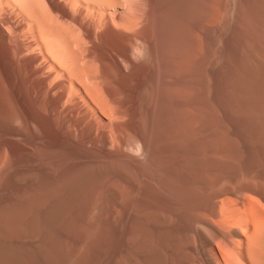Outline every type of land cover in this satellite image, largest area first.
<instances>
[{
    "label": "bare ground",
    "instance_id": "1",
    "mask_svg": "<svg viewBox=\"0 0 264 264\" xmlns=\"http://www.w3.org/2000/svg\"><path fill=\"white\" fill-rule=\"evenodd\" d=\"M92 2L64 102L0 83V264H264V0Z\"/></svg>",
    "mask_w": 264,
    "mask_h": 264
},
{
    "label": "rangeland",
    "instance_id": "2",
    "mask_svg": "<svg viewBox=\"0 0 264 264\" xmlns=\"http://www.w3.org/2000/svg\"><path fill=\"white\" fill-rule=\"evenodd\" d=\"M84 6L85 10L82 5L79 9L78 19H62L60 28L52 29L45 33L44 37L36 32H26L24 23L10 19V25L20 34H0V83L6 88H12L21 100H27L33 96L42 105L46 102L44 106L48 105L53 97L64 102L68 96L67 71L64 68L71 62H69L71 50L76 52V55L73 56L76 58H74V66L77 67L79 64L80 67V53L78 52L83 39L81 21L87 16L94 18V7L86 2H84ZM87 6L89 8H86ZM92 26L91 24V33ZM55 56H57L56 59ZM73 57H71L72 60ZM54 84H63V87L55 90ZM26 91L29 92L26 93ZM46 112L47 110L31 111L32 115L34 113L39 115L33 116L40 122H46ZM3 128L4 126L0 124V130ZM46 131L52 135L55 133L53 136H56V132L50 131L49 127L46 128Z\"/></svg>",
    "mask_w": 264,
    "mask_h": 264
},
{
    "label": "crops",
    "instance_id": "3",
    "mask_svg": "<svg viewBox=\"0 0 264 264\" xmlns=\"http://www.w3.org/2000/svg\"><path fill=\"white\" fill-rule=\"evenodd\" d=\"M89 1L90 6L94 7L93 0ZM84 2L85 0H0V34L18 33L10 25V19H15L26 25V32H36L44 37L52 29L60 28L62 19H78L81 5L85 10Z\"/></svg>",
    "mask_w": 264,
    "mask_h": 264
}]
</instances>
